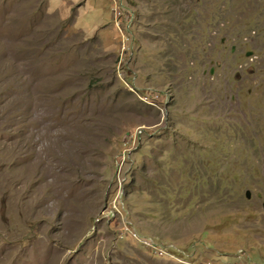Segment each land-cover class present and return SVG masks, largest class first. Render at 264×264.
<instances>
[{
    "label": "rangeland",
    "instance_id": "374dc122",
    "mask_svg": "<svg viewBox=\"0 0 264 264\" xmlns=\"http://www.w3.org/2000/svg\"><path fill=\"white\" fill-rule=\"evenodd\" d=\"M263 203L264 0H0V264H264Z\"/></svg>",
    "mask_w": 264,
    "mask_h": 264
},
{
    "label": "built area",
    "instance_id": "2783aa9c",
    "mask_svg": "<svg viewBox=\"0 0 264 264\" xmlns=\"http://www.w3.org/2000/svg\"><path fill=\"white\" fill-rule=\"evenodd\" d=\"M118 13L120 14L119 11ZM118 13H116V15ZM130 19H131L130 16L127 15V19L125 20L126 25L123 26V31L121 27L117 26L123 34L122 44L119 50V59H118L119 65L125 61V58H123L122 56L123 54H127L129 50L128 41L130 40L131 32L128 30V26H129ZM115 21H117V19H115ZM131 48H132V44H131ZM131 48H130V51H131ZM129 88L131 90L133 89V87L131 86ZM136 94L140 100H144L146 103L156 106L161 112H164L165 110L164 106H161V105H166L170 101V98H171L170 93L168 91H161V90L149 89V88L145 90H141L140 94L138 93ZM141 129L142 128H138L134 134L138 136V133L141 132ZM125 148L122 149L123 153H122L121 158H123V161H124L125 152L128 151ZM123 161H121V163L118 164L119 159L116 160L117 168H118V165H121ZM122 182L123 180H118V177L116 178V183L119 185V188H117V190H115V193H113L114 194L113 199L115 202H117L118 199H121V197H123L124 195L123 189H122V186H123ZM102 214L104 216L112 215L109 210H105ZM118 236L120 238L130 237L134 242L138 243L139 245L147 249V251L151 253L153 256H156V257L159 256L160 258H167V259H171L176 262H181V263L186 264V261L184 260V258L187 255L183 254L182 250H176L174 253H171V251L167 249L168 247L163 244V241L160 240V242L159 241L157 242L151 237L141 235V233H139L136 230V227L131 222H128V221L125 222V224L118 230ZM162 256H166V257H162Z\"/></svg>",
    "mask_w": 264,
    "mask_h": 264
},
{
    "label": "water",
    "instance_id": "95a60500",
    "mask_svg": "<svg viewBox=\"0 0 264 264\" xmlns=\"http://www.w3.org/2000/svg\"><path fill=\"white\" fill-rule=\"evenodd\" d=\"M247 54H250V52H248ZM246 195L249 196V192H246ZM263 207H264V203H263Z\"/></svg>",
    "mask_w": 264,
    "mask_h": 264
}]
</instances>
